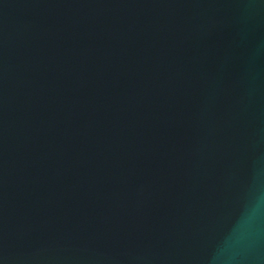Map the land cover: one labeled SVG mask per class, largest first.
Returning a JSON list of instances; mask_svg holds the SVG:
<instances>
[{
	"label": "water",
	"instance_id": "1",
	"mask_svg": "<svg viewBox=\"0 0 264 264\" xmlns=\"http://www.w3.org/2000/svg\"><path fill=\"white\" fill-rule=\"evenodd\" d=\"M261 38L235 0H0V264H264Z\"/></svg>",
	"mask_w": 264,
	"mask_h": 264
},
{
	"label": "clouds",
	"instance_id": "2",
	"mask_svg": "<svg viewBox=\"0 0 264 264\" xmlns=\"http://www.w3.org/2000/svg\"><path fill=\"white\" fill-rule=\"evenodd\" d=\"M240 18L244 21H264V0H235ZM253 61L264 59V38L259 39L251 50Z\"/></svg>",
	"mask_w": 264,
	"mask_h": 264
}]
</instances>
